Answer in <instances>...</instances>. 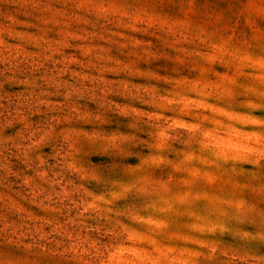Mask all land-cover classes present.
<instances>
[{"label": "clouds", "instance_id": "obj_1", "mask_svg": "<svg viewBox=\"0 0 264 264\" xmlns=\"http://www.w3.org/2000/svg\"><path fill=\"white\" fill-rule=\"evenodd\" d=\"M112 46L127 50L123 63H109L107 55H101ZM65 49L78 52L66 56ZM54 54L61 57L54 63L62 67L50 72L46 64L53 62ZM244 55L264 69V0H0V90L7 86L24 94L12 111H0V264H53L41 244L39 227L22 231L8 222L6 213H23L18 200L52 211L46 200L63 207L65 201L71 204L65 188L79 192V208L92 202L89 214H103L105 223L94 231L105 229L114 235L124 232L119 217L157 209L158 191L144 186L143 172L134 169L127 174L137 163L131 134L89 135L73 130L98 122L72 100L95 94L99 77L94 78L93 72L134 71L142 63L169 58L196 66L219 59L238 67ZM76 56L86 59L81 63L72 59ZM72 63L79 70L72 73L70 85L60 77ZM171 83L180 87L183 82ZM60 94L65 97L63 105L47 104L48 97ZM144 95L143 89L135 92L137 97ZM7 99L0 95V100ZM41 105H46L43 127L35 129L28 118L41 111ZM15 124L20 125L18 131L6 132ZM193 131L200 138L192 140L178 170L198 168L196 179L189 183H199L201 191L182 197L169 194L166 200L168 211L186 218L181 225L186 237L180 238L195 243L201 233L230 236L236 248L211 246L207 259L213 264L219 257H223L220 264H264V252L256 250L264 248V173L258 181L256 177L239 180L236 158L222 154L224 146L214 143L203 129ZM45 139L52 150L38 155L36 145ZM41 155L50 161H42ZM260 158L264 159V144ZM53 182L62 184L54 193L55 201L45 191ZM81 187L100 197L92 200ZM133 191L150 202L140 209L118 210L117 201ZM23 219L32 217L24 214ZM245 224L251 225L250 230H242ZM96 264H109L105 251L98 254ZM124 264L136 261L128 256Z\"/></svg>", "mask_w": 264, "mask_h": 264}, {"label": "rangeland", "instance_id": "obj_2", "mask_svg": "<svg viewBox=\"0 0 264 264\" xmlns=\"http://www.w3.org/2000/svg\"><path fill=\"white\" fill-rule=\"evenodd\" d=\"M52 37L50 33L48 38ZM99 46L105 47V43L99 42ZM73 51L78 52V49L64 50L66 56ZM126 52V49L117 50L112 46L101 55H107L109 63H123L127 59ZM168 55L173 57L175 54L169 50ZM59 59L61 57L54 54L53 62L46 64V68L50 72L59 71L62 66L54 63ZM72 59L83 63L86 58L76 56ZM227 59L230 58L225 57ZM249 64L252 66L248 67ZM78 70L77 64H69L68 71L60 79L74 84L72 73ZM92 75L99 77L95 94L87 98L73 97L72 100L88 114L98 117V122L81 124L73 130L89 135L131 134L136 141L133 158L137 163L127 170V174H133L134 169L143 172L144 186L158 191L155 197L159 200L157 209L134 217H119L123 235H114L105 229L94 231L105 223L103 214H89L92 202L86 208H79V192L69 193L65 188L71 204L65 201L63 207H54L46 200L45 205L52 209L48 211L37 204L27 203L26 199L18 200L23 213H6L8 222L22 231L39 227L41 244L51 254L48 259L53 264H96L101 251L106 252L109 264H124L128 256H132L136 264H193V261L195 264H213L207 259L212 252L211 246L235 249L236 244L230 236L201 233L195 243L188 238L181 239L186 237V231L181 228L186 218L168 211L166 200L169 194L182 197L201 191L199 183H189L196 179L194 173L199 171L198 168L178 170L192 140L200 138L193 130L203 129L205 135H211L214 143L224 146L222 154L236 158L235 168L241 173L239 180L248 177L259 180L264 173V159L260 158L261 145L264 144V69L244 55L238 67H231L219 59L200 62L196 66L191 62L178 64L169 58L142 63L134 71L93 72ZM172 81L183 83L174 87ZM141 89L146 95L135 96V92ZM60 91L62 93L63 89ZM0 95L10 98L0 100V105L4 106L0 111H12L24 96L7 86L0 90ZM64 102L62 94L50 96L47 100L50 105H63ZM45 106L41 105V111H34L28 118L35 129L43 127L41 116ZM19 128L20 125L15 124L6 132ZM36 147L38 155L52 150L51 142L46 139ZM41 160L50 161V157L41 155ZM52 179L59 181L60 178ZM61 186L53 182L50 188L45 187L53 201L56 199L54 193L59 192ZM81 191L92 200L100 197V193L88 188L81 187ZM148 202V198L133 191L117 201V209H140ZM24 214H29L32 219L24 220ZM111 215L109 213L110 219ZM250 228L251 225L245 224L242 230ZM256 250L264 252V248ZM222 260L223 257H219L217 264Z\"/></svg>", "mask_w": 264, "mask_h": 264}]
</instances>
